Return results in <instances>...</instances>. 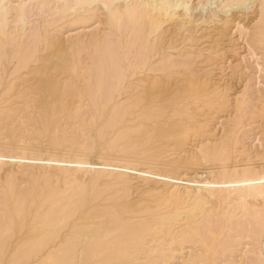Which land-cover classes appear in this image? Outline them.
<instances>
[{"label":"bare ground","instance_id":"bare-ground-1","mask_svg":"<svg viewBox=\"0 0 264 264\" xmlns=\"http://www.w3.org/2000/svg\"><path fill=\"white\" fill-rule=\"evenodd\" d=\"M3 1L0 4V67L14 60L13 71L26 70L28 74L23 80L32 81L25 83L27 91H24L34 93L35 97L30 100L33 104L25 108V113L19 114L17 106L15 110L0 107V135H45L53 148L55 145L62 147L68 141L71 145L75 139H67L66 130L59 123L74 115L82 116L81 122L91 126L93 137H84L81 143L83 148H80L88 153L65 157L59 153L51 154L53 151L48 152L50 147L45 149L47 152L29 150L31 153L18 156L20 160L28 161L24 164L11 162L15 157L14 151H8L11 148H0V264H264V176L259 175L261 170L256 172L252 167L221 170L212 184H197L191 189L187 183H170L167 176L154 178L156 172L153 170L157 166H153L152 171H142L148 177H132L124 168L128 163L102 160L95 151L96 146H102L113 153L131 152L134 148L137 150L138 141L143 146L168 141L174 146L173 150L184 152L189 147L188 135L193 134L190 125L192 134L182 122L168 120L166 112L176 102L206 93L213 83L204 78L197 79L188 72L191 56L172 58L156 53L154 36L167 21L180 22V25L183 21H197L191 15V1L90 0L87 10L102 8L107 30L88 40L76 35L70 51L67 44L59 40L53 43L50 39L42 40L35 26L30 25L25 31L20 30L17 37L13 36L4 25L14 11V5ZM225 2L205 0L200 3L202 11L209 10L215 17L218 12L222 15L217 19L218 26L222 27L216 39L228 31L236 13L244 14L246 18L257 13L253 39L264 54V0H236L232 5ZM210 5L216 11L219 9L218 12ZM25 12L26 8L21 9V22L25 20ZM21 34L24 38L18 37ZM26 36L28 40H25ZM8 38L13 44L10 49L6 47ZM41 49L45 53L38 56ZM176 66L182 67V71L174 70ZM75 72L80 74L81 88L65 78L69 73L77 76ZM137 75L139 79L132 86L128 77ZM128 86L134 91H128L132 93V100L125 103L119 96ZM215 86L213 88H220ZM214 90L218 92L212 91L215 96L220 93L218 89ZM77 99L79 103L74 104ZM84 99L87 108L84 106L86 111L82 114ZM135 107L149 120L146 126L140 123L130 128L131 124L126 123L127 115ZM89 108L92 110H87ZM261 108L256 109V113H260ZM88 111L93 114L90 116ZM198 111H194L195 115ZM185 119L188 121V117ZM193 121L200 127L206 125L196 122L197 119ZM32 123L33 133L30 134L26 129ZM202 135L197 136L201 139ZM205 146L209 150L208 144ZM210 150L212 160L228 154L225 145ZM141 151L138 149V153ZM137 178L151 190L158 189L162 201L156 200V203L150 199L155 205L139 204L133 196L134 188H131L133 179ZM210 185L223 187L212 188ZM211 195H215L213 203L205 206ZM215 205L216 208H212ZM155 206L157 208L152 210Z\"/></svg>","mask_w":264,"mask_h":264},{"label":"rangeland","instance_id":"rangeland-1","mask_svg":"<svg viewBox=\"0 0 264 264\" xmlns=\"http://www.w3.org/2000/svg\"><path fill=\"white\" fill-rule=\"evenodd\" d=\"M2 1L3 0H0V4ZM7 1L11 2L14 5V11L11 15L8 16L6 20L7 23L4 26L8 30H10V32L12 31L11 34L13 33L12 35L15 37H17V33H19L20 30L25 31L26 29H28L30 25L35 26L42 40L50 39V42L52 41V43L56 40H59L60 42L66 43L68 46L67 50L70 51L69 48L73 46L75 42L73 38H75L76 35L81 36L83 38H87L88 40L89 37L95 36V35L100 36L107 30V27H106L107 25H105L106 18H105L104 10L102 8H100L101 10L98 9L96 11L87 10V6L90 0H5L3 2H7ZM19 1H21V3L17 5ZM190 1H191L192 18L194 17L193 19L197 21L193 23L191 22L184 23L183 21L182 25H180V22L167 21L162 25L161 27L162 30L161 31L159 30L160 32L158 31V33L154 36V49H156V53H161L162 55L171 56L172 58H178L180 57V55L181 57L182 56L184 57L186 55L191 56L192 64L189 67L188 72L192 74L193 77H196L197 79L204 78L205 80L211 81L213 83L212 87L208 89L206 93L204 92L206 95L202 93L201 96H198V97L196 96L197 99L195 97L185 98V100L183 99L185 102H183V100L176 102L172 106L173 108L171 107L170 111L166 112L165 116L168 117L167 118L168 120L170 118V121H174L176 123L182 122L187 127H189L190 125L191 130L194 131V132L191 131L189 127V132L191 131L193 133V134L191 132L189 133V134H192L191 135L192 138L190 135H188L189 137L188 146L189 147L186 148L187 150L184 152L183 150H179V149L178 151L177 149L173 150L174 146H171L172 143H167L168 141L166 142L162 141L159 143L157 142L158 144L154 142L152 143V145H144V146L141 144L140 141H138L137 144L135 143L137 150L135 148L131 150V152L130 150H128L129 153L128 152L126 153L114 152L113 153L109 150L107 151L102 146H96L95 151L97 152V156L102 160L106 159V161L110 159L109 161L119 162L124 165L128 163L124 168L127 170L129 175H131L132 177H135V176L136 177L140 176L141 178L142 176L148 177L147 175L143 174L145 173L144 171L145 170L147 172L152 171L150 169H153V166L154 167L157 166L154 168L155 170H153L154 172H156L154 175V178L157 175H159L161 178L164 176L165 177L167 176V179L169 177V180L171 181L170 183L177 184L175 181H177L178 184L187 183L191 189L195 188L194 186H196L197 184H205V185L212 184V182L217 178L221 170H230L232 168L241 169L245 167H252L254 171L256 170V172L257 171L259 172L261 170L259 175L264 176V142H263L264 141V137H263L264 136V115H263L264 109L261 108L262 106L264 107V54H263L262 49L259 47L258 43H256L253 39V30H254L253 26L257 21V16H256L257 13L252 15V17L249 16L248 18H246L244 14L237 15L240 13H236V17L234 18L233 22L230 23V27L228 31L226 33H223L222 37L218 40L216 39V37H218L217 34H219L218 32L221 30L220 28L222 27V26L221 27L218 26L220 25V23L218 22L217 19L222 18L221 13L218 12L219 9H217L216 11V8H214L213 5H210V8H214L213 10L218 12L217 13L218 15L215 17V15L212 14L209 10L202 11L200 9V3H203L205 0H190ZM235 1L236 0H226L225 3L227 5H230V4L232 5ZM23 8H26L25 20L21 22L20 12H21V9ZM96 31H98V34H96L97 33ZM18 37L24 38V34H21ZM51 38H55V39L52 40ZM9 39L10 38H8L6 41L7 49L12 48L13 46V44H11L12 41H9ZM15 39H18V38H15ZM28 39L29 38L26 36L25 40H28ZM43 51L45 53V50ZM43 51L42 49L39 50L37 52V55L41 56ZM82 57H84V54H82ZM14 64L15 63L13 60L0 67V81H1L0 82V102H1L0 107L1 106L2 108H6V107L12 108L13 107L15 110V107L17 106L18 111H17V108H16V111L19 114H21V113H25V108L27 109L31 106V104H33V101H30V100L31 99L33 100L35 96L33 95L34 93L32 94L31 92H25L27 91L26 90L27 86L25 85V83L31 82L32 79H30L31 81L29 79H27L26 81L23 80L25 75H27L28 73H26V70L13 71ZM31 65H33V63ZM173 69L179 70L180 72L182 71V67H179V66H176ZM78 71L79 73H81L82 70L78 69ZM76 75L77 76L69 73L65 78L67 80H70V82L74 85L78 84L77 87L81 88V80L78 76L80 74H76ZM137 76L128 77V81L131 83L132 86L139 79V75ZM78 79L80 80L79 82H78ZM6 82L9 84V87ZM215 84L217 85V87L220 86V88H213ZM132 86L126 87L124 89L125 92L123 91L121 93L122 95L119 96L121 101L128 103L132 100V97H131L132 93L128 92L130 90L132 92L134 91L132 89ZM20 87L22 88L23 91L21 90ZM225 88H226V92H225ZM214 89H218V91L220 92L219 94L221 95L218 94L215 96V93H218V92L217 90H214ZM5 90L6 92H4ZM19 91L21 92V95ZM212 91H214L215 93L213 94ZM22 92L23 93L25 92L27 95L25 93L22 94ZM1 93L3 94V96ZM123 94H127V95H123ZM226 95H228L229 98H227ZM21 96L23 97L28 96V97H25L24 99ZM217 96H219L220 101ZM221 96H223L224 98L222 99ZM19 97L23 99V100H20L22 102L19 101L20 99ZM189 99L190 100L192 99V101H190ZM202 99L203 100L205 99L206 101L204 100L203 102ZM24 100L26 103L23 102ZM78 100L79 99H77L76 103L74 104L79 103ZM199 100L201 101L198 102ZM2 101L4 102L2 103ZM194 101L196 103H194ZM86 102L87 100L84 99L83 107H82L84 110L82 111V114L83 112L86 111V108H87L85 105ZM199 104L202 106V108L201 106H199ZM184 107H186V109L187 108L189 109L185 110ZM179 108L181 110L184 109L185 111L184 110L180 111ZM219 108L221 109L219 110ZM259 108H261L260 113H256L259 111ZM196 109L197 111L199 110L198 111L199 113L197 112L198 116L195 115L196 112H194L196 111ZM87 110H92V108H89ZM186 111H188L189 114L191 113L190 116L193 114V116L196 117L197 121L195 118H193V116L191 117L188 116L189 114H186L187 113ZM200 111L202 112V115L200 114ZM88 112H89V115L93 114L92 111H88ZM180 112L182 115L178 114ZM132 114H133V117H132ZM174 114H176L177 116ZM142 116L144 117V115L139 114V109L135 107L127 115L126 123L129 122V124H131L130 128L132 127L134 128L135 126H138V124L140 123L141 124L145 123L143 125L146 126L148 123L147 121L149 120L145 117L143 118ZM184 116L188 117V121L186 120L187 118L185 119ZM80 117L77 118V117H74V115L73 116L71 115V117L68 118L69 123L67 120L66 121L63 120L61 121V123H59L60 127L64 131L66 130L65 132L67 133V139H69L70 141L71 139L72 140L75 139L74 140L75 143L71 144L74 146H71L68 141L67 143L69 145L64 144L62 147L55 145V148H53L54 145L52 146V144L47 143L49 141L48 140L46 141L45 135H41L40 137H35L32 134L33 133L32 125H34L32 123L31 125L28 124V127L26 129V131L32 135L20 136V134L17 133L16 134L17 136L15 135L16 138L9 133H6V135L4 134V136L0 135L1 136L0 143H2L0 144V148L1 150L2 148L3 149L7 148L6 150L11 148L8 151L15 152V157H14L15 159L14 158H12V160L10 159L11 162H13L14 160V163L17 162L21 164H24V162L27 163L28 161L23 160V159L20 160L18 156L22 155V153L23 154H27L28 152L31 153L30 151L41 152L45 149L49 150L50 148H52L49 151L45 150V152L48 151L51 153L53 151L51 154L59 153V155H63L65 157L79 156L83 153H88L87 150L81 149L83 148L81 143L83 142L84 137L86 138L93 137V133L90 130L91 126L89 127L85 126V124L81 122ZM181 117H182V121H181ZM201 117L204 120L201 121L200 119ZM174 118L176 121L174 120ZM176 118L179 119L180 122L179 120L177 122ZM190 118L191 119L193 118V120H195L196 122L199 121L198 123H204L207 126L202 124L204 125L203 127H205L203 129L202 126L200 127V124L199 125H197V123L195 124V122L191 120ZM22 119L25 120L26 118H22ZM87 120L88 119H86L85 121ZM190 120L193 121L194 123L191 122ZM94 125L95 123L93 124V126ZM195 126H198V127H195ZM73 127L76 129H74ZM80 128H83V129L81 130ZM200 129L201 131L206 129V131L201 132ZM196 132H201V133L196 134ZM202 133L205 136L202 135ZM197 135H202V138L200 139L201 136H199L198 138ZM11 136L12 138H15V139L10 138ZM228 136L231 138H228ZM194 138L196 139V141L194 140ZM189 141L191 142L190 144H189ZM222 141H225L224 144H222ZM193 142L194 143L196 142V143L193 144ZM160 143H162L163 145L166 144L165 145L166 147L165 146L163 147V145L161 146ZM205 144L206 145L208 144V146L210 147L209 150L208 148L205 149L206 148ZM212 144H214V146ZM215 144H217L216 147H215ZM221 145H225L228 148V154L225 155L224 157H218V160H216L217 158L213 157V160H212L211 158L212 153L210 149H214V148L217 149ZM140 146L142 147L140 148ZM159 146L163 147L165 150L160 149ZM54 149L56 152L54 151ZM57 149H59V151ZM138 149L139 151L144 150L143 152L141 151L143 154L141 152H140L141 154L138 153ZM71 150L74 153L71 152ZM78 152L80 154H78ZM144 152H148V153H144ZM156 152H157V155H156ZM127 154H129L130 157ZM148 155H150L149 158H148ZM155 156L156 158H153ZM208 156H210L209 157L210 159L208 158ZM151 165L152 167H150ZM131 185H133L131 186V188L132 189L134 188L133 189L134 191L132 190L134 192L133 196L137 199L139 204L142 203L145 206L147 205V203L155 205V202L157 203L158 201V203H160L162 201L163 197L161 193L157 192L158 189L151 190V188H148L147 184L144 181H141V179H138V178L133 179V182ZM142 185L144 186V188L142 187ZM210 187L220 188L223 186L222 185H210ZM145 188L148 189V191ZM137 191H141L138 193L139 195L137 194ZM137 195L138 197H136ZM145 199H147L148 202ZM150 199L155 200V202L151 201ZM214 199H215V195L209 196V200L206 202L207 205L205 203V206H210V202L213 203ZM257 203L258 202H255V204ZM216 206L217 205L213 206L212 208H216ZM220 206H222V203H220ZM154 208H157V206L153 207L152 210H154ZM174 264H179V263L176 262Z\"/></svg>","mask_w":264,"mask_h":264}]
</instances>
